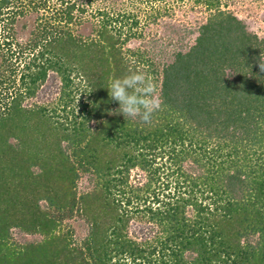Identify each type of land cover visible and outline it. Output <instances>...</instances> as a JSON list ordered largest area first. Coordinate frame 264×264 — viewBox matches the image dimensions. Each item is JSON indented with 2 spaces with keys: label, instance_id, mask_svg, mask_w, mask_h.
<instances>
[{
  "label": "trees",
  "instance_id": "obj_1",
  "mask_svg": "<svg viewBox=\"0 0 264 264\" xmlns=\"http://www.w3.org/2000/svg\"><path fill=\"white\" fill-rule=\"evenodd\" d=\"M194 1L159 71L123 49L135 18L83 35L81 0H0V264H264V37Z\"/></svg>",
  "mask_w": 264,
  "mask_h": 264
},
{
  "label": "rangeland",
  "instance_id": "obj_2",
  "mask_svg": "<svg viewBox=\"0 0 264 264\" xmlns=\"http://www.w3.org/2000/svg\"><path fill=\"white\" fill-rule=\"evenodd\" d=\"M81 1L86 11L80 15L81 22L73 25L74 29L83 35L90 34L91 30L98 25V19L101 16L98 10L117 16L121 22L126 21L127 24L122 27L124 32L127 31L131 19L135 18L138 24L131 29L133 35L123 44V49L125 51L126 48H137L139 52L144 51L145 59L149 60L147 63L151 62L152 67H157L159 71L164 63L171 60V55L175 50L187 49L194 42L199 25L205 21L209 13L203 3L198 4L194 0ZM223 1V9L229 10L241 18L249 31L264 37V0ZM16 23L21 22L17 21ZM17 29L19 30L17 32L18 40L26 38L28 30H21L18 26ZM152 94V97L149 98L150 102L156 101L157 92L154 91ZM130 178L132 182L145 181L144 173L136 169L131 171ZM78 185L79 190H82L85 183L79 182ZM71 226L73 229L71 233L76 238L82 237L86 233V227L82 221L71 220ZM139 228L140 225L133 221L130 230L137 232ZM141 234L140 231L137 232L138 238ZM14 235L17 240H21L19 236H16V232ZM26 238L32 239V236Z\"/></svg>",
  "mask_w": 264,
  "mask_h": 264
}]
</instances>
